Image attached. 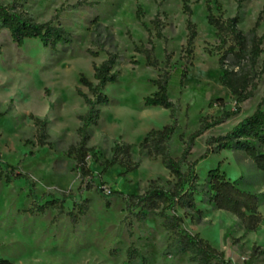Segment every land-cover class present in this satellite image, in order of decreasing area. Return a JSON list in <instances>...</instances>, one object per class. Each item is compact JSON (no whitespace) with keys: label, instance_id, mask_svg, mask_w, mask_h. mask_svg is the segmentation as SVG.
<instances>
[{"label":"rangeland","instance_id":"1","mask_svg":"<svg viewBox=\"0 0 264 264\" xmlns=\"http://www.w3.org/2000/svg\"><path fill=\"white\" fill-rule=\"evenodd\" d=\"M217 3L219 8L211 4L215 16L223 13V18H231L236 14V0H217ZM0 5L19 8L36 23L56 18L54 24L71 36L68 46L52 52L36 40H26L17 47L6 31L0 32V160L27 175L34 185L36 204L43 205L51 200L50 196L58 199L67 193L78 196L83 188L73 156L66 153L78 141L77 116L85 111L76 89L88 95L78 82L79 76L95 83L92 65L106 59L105 54L90 44L91 23L96 18L112 33L118 53L114 68L117 80L104 91L110 103L100 109L103 122L100 125L99 119L97 126L90 128L87 145L94 149L87 158L92 181L105 193L140 195L151 179L172 182L158 159L142 158L136 171L123 174L118 165L102 173L103 167L92 158L95 155L102 162L109 156L113 142L121 141L132 145L131 157L135 161L138 145L146 132L161 129L168 123V110L143 107V99L154 92L150 81L161 72L167 71L170 75L168 96L177 108L179 130L169 142L173 159L180 158L188 137L198 129L200 118L210 121L219 116L221 108H207L210 101L220 98L225 110L234 109V99L218 83V43L215 31L206 23L204 0H189L191 21L197 27L190 65L184 62L186 32L181 0H0ZM138 7L142 11L140 22L135 18ZM263 9L264 0L244 2L239 11L238 29L248 32L261 14L256 34L263 35ZM153 18H157L164 40L155 37ZM149 35L154 44L153 57L158 62L155 69L146 67L143 56L133 52L134 45H146ZM262 48L257 69L264 61V39ZM89 51L97 55L92 57ZM132 61L137 64L133 65ZM183 67H186V76L179 85V75L175 72ZM263 94L264 74L252 98L240 105L236 116L194 139L182 170L205 152L208 138L224 135L250 116ZM29 115L46 117L50 139L56 145L54 150L35 144V129ZM25 140L30 143L25 144ZM211 156L196 166L200 184L206 172L219 165L229 178L242 176L247 189L264 194L263 174L243 154ZM81 193L87 211L74 225L67 216L69 212L76 213L69 201L63 205L62 213L50 206L43 214H32L29 210L36 204L25 181L5 183L0 167V261L121 264L127 249L133 247L149 264H188L186 256L170 258L165 254L168 233L156 212L136 222L126 215L121 198H104L93 188L83 189ZM196 202L201 214L194 221L183 218L184 230L198 234L232 264H264V225L255 233L244 234L236 217L212 210L201 204L199 198ZM259 209L264 219V204ZM177 214L183 216L181 211ZM254 247L257 256L251 258Z\"/></svg>","mask_w":264,"mask_h":264},{"label":"trees","instance_id":"2","mask_svg":"<svg viewBox=\"0 0 264 264\" xmlns=\"http://www.w3.org/2000/svg\"><path fill=\"white\" fill-rule=\"evenodd\" d=\"M246 1L236 0V14L231 18H223V13L215 16L212 11V3L216 4L217 8L220 7L217 0H204L206 23L215 31L214 35L218 43L216 48V52L219 54L217 60L218 83L234 99V109L232 111L225 110L224 103L220 98L210 101L207 108H221L219 116L210 121H207L205 117L200 118L199 127L188 137L180 158L173 159L169 152V142L179 130L177 108L168 96L170 75L167 71H163L150 81L154 92L143 99V107H158L168 110V123L161 129H151L145 134L138 145V157L135 161L131 157L132 145L121 141L113 142L109 149V156L102 162H99V158L95 155L92 156L93 161L103 167L102 173L112 166L118 165L124 170L123 174L136 171L142 158L158 159L168 172L169 177L172 178V182L164 181L161 178L151 179L140 195L124 196L118 192L105 193L103 189L93 183L92 173L87 167V158L94 150L87 146L90 141V128L97 126L101 114L100 109L110 103L104 91L108 84L115 83L117 80L114 68L118 60L117 45L112 33L108 27L100 23L99 19H94L91 23L93 29L90 44L96 47L97 52L105 54L106 59L98 65H92V79L95 83L88 81L82 75L79 76L78 82L87 90L88 95L82 93L79 88L76 89V94L83 100L85 111L77 116L79 126L75 133L78 141L66 153L73 156L75 168L80 176V185L83 188L80 189L79 195L74 196L72 193H67L63 194L60 199L50 196V201L43 205L36 204L34 185L29 181L27 175L18 173L16 167L0 160L5 183H11L18 179L25 181L29 195L36 204L29 212L43 214L45 209L51 206L56 207L58 212L62 213L63 205L69 201L73 209L76 210V213L69 212L67 214L71 224L74 225L78 218L85 215L87 211L86 201L81 199L82 190L93 188L104 198H121L124 202L126 215L133 217L136 222H142L150 212H156L161 219L162 228L168 233L165 254L170 258L186 256L188 264H232L225 259L222 252L213 248L198 234L193 235L184 230L182 221L183 218L194 221L196 215L201 214L196 202V199L199 198L201 204L209 206L212 210L224 211L236 217L244 234L255 233L264 225V219L258 211L259 207L264 204V194L247 189V184L242 176L230 181L218 165L206 172L203 183L200 184L196 173L198 163L221 151H230L234 157L239 153L243 154L264 177V94L250 116L238 122L224 135L208 138L205 152L193 163L187 164L185 170H182L181 165L185 163V158L194 139L205 131L219 126L230 117L236 116L240 112V105L252 98L257 89V83L264 74V61L261 68L257 69L258 61L263 53L264 33L261 36L256 34L261 14L258 15L254 26L248 32L242 33L238 29L239 11ZM181 4L182 13L185 16L186 32L183 48L184 62L190 65L194 41L197 37V27L191 21L192 10L189 0H181ZM261 13H264V9ZM141 17L142 11L138 7L135 18L140 22ZM55 19L36 23L23 10L14 6L0 5V32L6 31L10 41L17 47H21L26 40H36L42 47L48 48L52 52H56L59 47L68 46L71 43V36L62 27L54 24ZM151 25L154 28L155 37L164 40L157 18L151 20ZM146 31L149 33L148 30ZM146 45L142 43L139 46L134 45L133 52L143 56L146 67L155 69L158 62L153 57L154 44L150 35ZM106 47H109L110 50ZM97 52L89 51V55L95 57ZM167 58L165 56V65H167ZM132 64L136 65L137 62L132 61ZM175 73L179 75V85H181L186 76V67L176 70ZM28 118L35 129V144L54 150L56 145L50 139L46 117L29 115ZM28 143L30 142L25 140V144ZM41 200H44V197ZM178 211H181L183 216L178 215ZM256 250L255 247L252 249L251 258L257 256ZM0 264L9 263L2 260ZM121 264L149 263L135 248L129 247L125 260Z\"/></svg>","mask_w":264,"mask_h":264},{"label":"crops","instance_id":"3","mask_svg":"<svg viewBox=\"0 0 264 264\" xmlns=\"http://www.w3.org/2000/svg\"><path fill=\"white\" fill-rule=\"evenodd\" d=\"M155 108H158V107H154V108H144V109H155ZM158 109H162V108H158ZM38 117H40V116H38ZM100 117H101V115H100ZM148 132V131H147ZM146 132V133H147ZM145 136V135H144ZM174 136V135H173ZM172 136V137H173ZM144 138V137H143ZM172 139V138H171ZM264 149V148H263ZM220 154L221 153H223L224 155H229V154H232L230 151H221V152H219ZM219 153L217 154V158L219 157L218 155H219ZM213 156V155H212ZM211 156V157H212ZM209 158V157H208ZM218 166V165H217ZM212 169V168H211ZM220 170H221V168H220ZM224 174H225V172L223 171V170H221ZM238 174V173H237ZM226 175V174H225ZM205 178V177H204ZM226 178L227 179H229L230 181H234V180H236V179H238L239 177H237V178H235V179H231V178H229L227 175H226ZM260 208V207H259ZM258 211H259V213H260V209H258ZM261 214V213H260ZM249 234H251V233H249Z\"/></svg>","mask_w":264,"mask_h":264},{"label":"bare ground","instance_id":"4","mask_svg":"<svg viewBox=\"0 0 264 264\" xmlns=\"http://www.w3.org/2000/svg\"><path fill=\"white\" fill-rule=\"evenodd\" d=\"M101 115H102V112H101ZM101 121H100V125L102 124L103 120H102V117H100Z\"/></svg>","mask_w":264,"mask_h":264}]
</instances>
